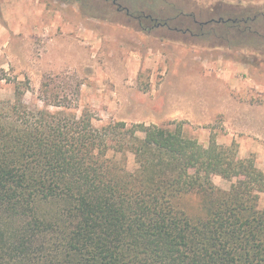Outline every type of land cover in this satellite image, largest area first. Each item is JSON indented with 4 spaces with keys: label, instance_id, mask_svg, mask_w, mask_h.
Returning <instances> with one entry per match:
<instances>
[{
    "label": "trees",
    "instance_id": "trees-1",
    "mask_svg": "<svg viewBox=\"0 0 264 264\" xmlns=\"http://www.w3.org/2000/svg\"><path fill=\"white\" fill-rule=\"evenodd\" d=\"M62 1L88 18H120L159 41L240 55L259 73L264 67L263 1ZM21 86L13 101L0 102V264H264V172L253 156L239 158L235 144L213 139L204 147L180 124L95 127L87 110L72 112L52 79L40 85L41 106L26 104L28 84ZM110 150L131 154L135 168ZM214 176L228 190L217 189ZM190 194L203 198L204 218L176 207ZM37 203L48 211L39 216Z\"/></svg>",
    "mask_w": 264,
    "mask_h": 264
},
{
    "label": "rangeland",
    "instance_id": "rangeland-1",
    "mask_svg": "<svg viewBox=\"0 0 264 264\" xmlns=\"http://www.w3.org/2000/svg\"><path fill=\"white\" fill-rule=\"evenodd\" d=\"M5 1L0 0V12ZM56 1L58 5L67 3ZM190 1L197 6L193 0ZM118 2L130 6L125 0ZM190 6L184 5L185 10L192 9ZM114 21L117 24L105 23L122 30L108 32L98 27V31H91L85 23H80L76 28L78 37H74L73 33L68 35L70 48L54 46L49 50L51 62L47 71L41 69V58L47 53L45 45L53 38L51 25L39 21L34 23V30L30 31L39 34L37 39L34 36L32 39L26 36L11 38L7 46L2 39L0 102L13 101L15 86L22 85L20 88L23 89L28 84L24 102L29 106H41L37 100L40 85L52 79L61 88V97L71 101L72 112L79 115L82 110H87L95 127L125 123L128 127L144 124L172 130L180 124L185 138L195 139L204 147L211 139L222 146L235 144L239 158L253 156L256 166L264 172V162L258 156L240 155V142H237L240 134L238 139L229 136L230 129H225L223 119L214 116L215 104L209 98L213 93L224 97L242 93L244 98L245 95L264 96V73L257 75L260 78L257 82L263 84L260 85L245 74V68H236L237 78L247 84L236 87L232 71H235V63L249 65L244 57L223 53L217 61L215 56L198 51L200 57L192 59L183 52L188 48L168 42L162 44L164 42L153 36L121 26L123 19L116 18ZM205 65L209 68H204ZM250 101L251 98L247 99V103ZM257 132L264 139V129ZM108 156L118 162L124 161L129 171L135 168L131 154H126L124 158L110 150ZM212 182L217 189L229 188V183L220 177L214 176ZM175 205L191 220L202 219L206 215L205 202L197 194L182 196L175 201ZM259 207L264 208V194L260 195ZM35 208L39 216L49 209L41 203H37Z\"/></svg>",
    "mask_w": 264,
    "mask_h": 264
},
{
    "label": "crops",
    "instance_id": "crops-1",
    "mask_svg": "<svg viewBox=\"0 0 264 264\" xmlns=\"http://www.w3.org/2000/svg\"><path fill=\"white\" fill-rule=\"evenodd\" d=\"M193 1L197 5L205 6L207 5V1L208 5H214L218 2L237 4L248 0ZM255 1L264 2V0ZM37 21L41 22V24H48L53 27V38L45 45V48H47V53L43 54L41 58V69L46 71L49 70L50 66L48 64L49 62H51L48 57L49 50H51V48L54 46L70 48L71 44L69 42L68 35L73 33L74 37H78L76 35V28L80 23H85V25H87V27H89L91 31L94 29L98 31L99 28L109 30L108 32L122 30L121 27L109 25L105 22L83 16L79 10L78 4L76 3H60L58 5L56 0H6L0 12V41H2L3 39L5 41L4 45L7 46L11 38H22V36H26V38L32 39L34 36V38L37 39L39 37V34L35 31H30L31 29L34 30L32 26ZM165 43L167 42H164L162 44ZM198 51L204 53L205 55L207 54V56H215V59H217V61L222 58L223 53H228L225 51L197 49H189L188 51L183 52H185L187 55H190L193 59L195 57H200L197 55V53H199ZM54 62L58 63L59 61L54 60ZM211 63L214 64L215 62ZM202 64L205 63L202 62ZM234 66L235 67L233 70L235 71H231L232 78L234 79L233 81L234 84H236V87L246 84L242 83L241 80L237 78L236 68L239 69V67L243 69L245 68V74L249 76L254 82L258 83L257 81L260 80V78L257 76L259 74V71H257L250 65L235 63ZM212 67L214 69L213 65ZM204 68L209 67L205 65ZM261 73H264V67L262 68ZM210 86L211 85H209V87ZM245 86H247V84ZM212 88L213 87H211V89ZM241 89L242 91L246 90L244 88ZM242 94L237 96L224 97L221 94L213 93L209 98H211V100L215 104L213 109V112H215L214 116H218L223 119L225 129H230V137L238 139V134H240L239 140H237V142H240V155L247 156L249 154H255L256 156H258L259 160H263L264 162V139L257 132V130L264 129V96L255 95L250 97L245 95V99ZM249 98H251V101L247 103V99Z\"/></svg>",
    "mask_w": 264,
    "mask_h": 264
}]
</instances>
